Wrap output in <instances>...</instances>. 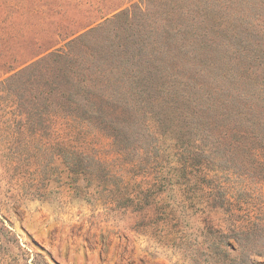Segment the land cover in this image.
Instances as JSON below:
<instances>
[{"label": "rangeland", "instance_id": "obj_1", "mask_svg": "<svg viewBox=\"0 0 264 264\" xmlns=\"http://www.w3.org/2000/svg\"><path fill=\"white\" fill-rule=\"evenodd\" d=\"M237 1L0 0V264H225L240 255L223 244L218 251L230 256L214 254L208 225L222 223L224 214L209 215L204 203L186 207L177 185L162 194L172 205L135 209L110 192L112 184L104 189L70 179L60 160L50 162L45 145L36 148L23 113L31 105L25 96L18 105L15 88L18 73L51 53H69L73 66L96 67L110 63L102 54L174 48L204 6L215 4L228 14ZM237 7L229 13L247 9ZM259 138L254 154L249 148L243 154L207 151L213 181L200 184L201 193L212 186L215 193L225 190L234 211L256 223L254 249L233 260L239 264H264V123ZM91 145L104 161L118 155L101 134Z\"/></svg>", "mask_w": 264, "mask_h": 264}, {"label": "trees", "instance_id": "obj_2", "mask_svg": "<svg viewBox=\"0 0 264 264\" xmlns=\"http://www.w3.org/2000/svg\"><path fill=\"white\" fill-rule=\"evenodd\" d=\"M237 4L247 9L229 13ZM237 4L228 14L204 6L174 48L132 51L125 59L102 54L110 63L96 67L73 66L69 53H51L18 73L15 86L18 105L24 96L31 105L23 113L36 148L45 145L50 162L60 160L73 181L112 184L110 192L133 208L156 210L172 205L162 194L177 185L186 207L204 203L209 215L222 212V223L208 225L214 254L230 256L218 251L222 244L240 250L225 264H239L233 260L253 251L256 223L234 211L225 190L201 193L200 184L213 181L211 153L249 148L254 154L264 123V1ZM98 134L111 139L116 161L98 156L91 145Z\"/></svg>", "mask_w": 264, "mask_h": 264}]
</instances>
